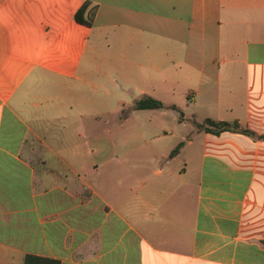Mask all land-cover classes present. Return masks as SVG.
I'll return each instance as SVG.
<instances>
[{
    "label": "crops",
    "instance_id": "obj_1",
    "mask_svg": "<svg viewBox=\"0 0 264 264\" xmlns=\"http://www.w3.org/2000/svg\"><path fill=\"white\" fill-rule=\"evenodd\" d=\"M107 116L149 151L92 185ZM207 119L264 136V0H0V264H264V139Z\"/></svg>",
    "mask_w": 264,
    "mask_h": 264
},
{
    "label": "rangeland",
    "instance_id": "obj_2",
    "mask_svg": "<svg viewBox=\"0 0 264 264\" xmlns=\"http://www.w3.org/2000/svg\"><path fill=\"white\" fill-rule=\"evenodd\" d=\"M108 101L109 106H111L109 108L111 111L115 106V100L109 98ZM138 117L141 119L145 118L144 114H139ZM103 121H108V124L103 122L100 126H92L91 132L93 133V138L86 144V149L88 148L87 146H90L92 149L96 150L95 153H92L90 160L93 166H98L96 171L89 175V178L92 185H103V183L107 181V178L112 185H116V181L119 179L118 176L126 177L129 176L130 173H126L125 170L127 168L124 167V171H121L119 174L115 165V155H123L127 159L132 160L134 155L136 156V152H146L148 148L143 147L142 143L138 141L134 142L131 139L136 132L132 133L128 131L123 134L117 132L118 128L112 116H107ZM126 135L131 138L126 139Z\"/></svg>",
    "mask_w": 264,
    "mask_h": 264
},
{
    "label": "trees",
    "instance_id": "obj_3",
    "mask_svg": "<svg viewBox=\"0 0 264 264\" xmlns=\"http://www.w3.org/2000/svg\"><path fill=\"white\" fill-rule=\"evenodd\" d=\"M96 11H97V7L95 6L93 7L91 6L90 2H86L76 14L75 19L78 23L91 27L93 26L94 23ZM133 108L135 110L171 109V110L179 111L178 107L176 106L168 107L163 102L147 95L135 100ZM127 116H128V112L123 111L121 118H126ZM182 120H184L183 113H181V121ZM194 124L197 126V129L200 132H207V133L219 135L223 132L231 131V132H238L248 135L254 139H264V136L262 137L257 136L255 133L241 127L239 122H234V123L217 122L212 119H207L203 123H197L194 121ZM184 145L185 143L179 144L172 152L171 157L176 156ZM24 264H60V262L49 258L39 257L35 255H28L24 260Z\"/></svg>",
    "mask_w": 264,
    "mask_h": 264
}]
</instances>
